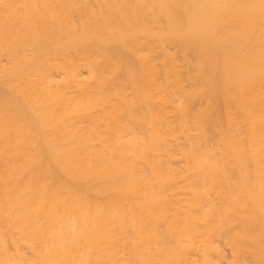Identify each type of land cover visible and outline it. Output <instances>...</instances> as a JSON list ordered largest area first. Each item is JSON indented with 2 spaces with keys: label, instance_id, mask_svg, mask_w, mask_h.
I'll return each mask as SVG.
<instances>
[{
  "label": "bare ground",
  "instance_id": "1",
  "mask_svg": "<svg viewBox=\"0 0 264 264\" xmlns=\"http://www.w3.org/2000/svg\"><path fill=\"white\" fill-rule=\"evenodd\" d=\"M0 264H264V0H0Z\"/></svg>",
  "mask_w": 264,
  "mask_h": 264
}]
</instances>
